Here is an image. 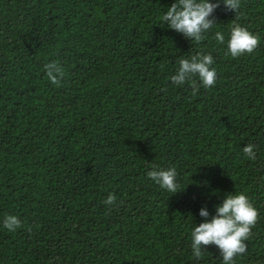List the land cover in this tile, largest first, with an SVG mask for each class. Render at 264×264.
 <instances>
[{"label": "trees", "instance_id": "trees-1", "mask_svg": "<svg viewBox=\"0 0 264 264\" xmlns=\"http://www.w3.org/2000/svg\"><path fill=\"white\" fill-rule=\"evenodd\" d=\"M172 2L0 0V222L21 221L0 226V264H221L214 245L191 258L190 230L233 192L258 210L236 264H264V0L213 10L225 44L164 27ZM234 23L259 37L235 58ZM196 52L213 56L215 84L173 85ZM154 165L175 166L183 191L155 185Z\"/></svg>", "mask_w": 264, "mask_h": 264}, {"label": "clouds", "instance_id": "clouds-1", "mask_svg": "<svg viewBox=\"0 0 264 264\" xmlns=\"http://www.w3.org/2000/svg\"><path fill=\"white\" fill-rule=\"evenodd\" d=\"M223 4L226 10L238 15L241 0H173L164 11L161 21L164 27L174 30L188 38L192 43L199 44L209 31H213L214 39L219 44H225V35L220 30H213L216 24L210 18L213 10ZM259 37L239 23H234L229 30L226 41L227 53L238 57L251 53L258 44ZM214 58L211 53L196 52L194 55L181 57L174 73L169 77L172 84L181 86L185 83L196 85L197 80L205 88L213 86L217 74ZM47 79L54 85H59L65 75L64 69L57 62L44 65ZM192 77H196L193 80ZM257 146L249 143L242 147V153L249 160L256 159ZM147 177L163 191L171 195L182 192L181 180L175 166L160 167L154 165L147 171ZM170 195V196H171ZM115 197L109 193L104 203L111 205ZM199 216L204 218L190 230L191 258L195 261L203 259L205 246L214 245L221 257V264H236L241 254L246 253L245 241L249 239L251 228L258 219V210L249 197L243 192H233L224 195L215 205L214 214L209 218L206 208L199 209ZM0 226L9 232L21 227V221L16 215H4Z\"/></svg>", "mask_w": 264, "mask_h": 264}]
</instances>
